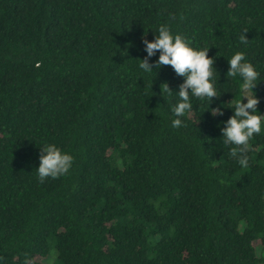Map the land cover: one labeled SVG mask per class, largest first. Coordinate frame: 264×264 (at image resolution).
<instances>
[{"label": "trees", "instance_id": "trees-1", "mask_svg": "<svg viewBox=\"0 0 264 264\" xmlns=\"http://www.w3.org/2000/svg\"><path fill=\"white\" fill-rule=\"evenodd\" d=\"M0 264H264V0H0Z\"/></svg>", "mask_w": 264, "mask_h": 264}, {"label": "rangeland", "instance_id": "rangeland-1", "mask_svg": "<svg viewBox=\"0 0 264 264\" xmlns=\"http://www.w3.org/2000/svg\"><path fill=\"white\" fill-rule=\"evenodd\" d=\"M243 93H244V98L247 101L255 102L254 96L252 95L251 91L247 87L244 88ZM37 261L39 263L46 262V260H44V259H42V260L38 259Z\"/></svg>", "mask_w": 264, "mask_h": 264}]
</instances>
